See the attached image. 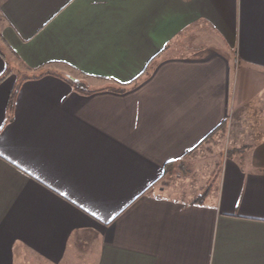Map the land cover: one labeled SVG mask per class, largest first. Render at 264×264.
I'll list each match as a JSON object with an SVG mask.
<instances>
[{
	"label": "crops",
	"instance_id": "crops-1",
	"mask_svg": "<svg viewBox=\"0 0 264 264\" xmlns=\"http://www.w3.org/2000/svg\"><path fill=\"white\" fill-rule=\"evenodd\" d=\"M0 264H264V0H0Z\"/></svg>",
	"mask_w": 264,
	"mask_h": 264
},
{
	"label": "rangeland",
	"instance_id": "rangeland-1",
	"mask_svg": "<svg viewBox=\"0 0 264 264\" xmlns=\"http://www.w3.org/2000/svg\"><path fill=\"white\" fill-rule=\"evenodd\" d=\"M223 144L222 142H218L216 143V145H213V149L210 151H204L203 149L197 153H199L197 155V157H200V159H206V160H224L226 158V151L223 149Z\"/></svg>",
	"mask_w": 264,
	"mask_h": 264
},
{
	"label": "trees",
	"instance_id": "trees-1",
	"mask_svg": "<svg viewBox=\"0 0 264 264\" xmlns=\"http://www.w3.org/2000/svg\"><path fill=\"white\" fill-rule=\"evenodd\" d=\"M40 75V74H39ZM38 75V76H39ZM35 76H37V75H35ZM73 87L77 90V91H82V85L81 84H79V83H74L73 84ZM120 92H122L123 91V89H121V90H119ZM16 92L17 91H14L12 94H11V98H10V105L12 106L13 105V103H14V100H15V97H16Z\"/></svg>",
	"mask_w": 264,
	"mask_h": 264
}]
</instances>
